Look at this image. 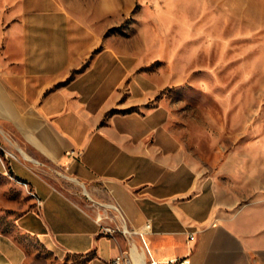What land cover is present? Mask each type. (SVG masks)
<instances>
[{
	"label": "crops",
	"instance_id": "0c3cea01",
	"mask_svg": "<svg viewBox=\"0 0 264 264\" xmlns=\"http://www.w3.org/2000/svg\"><path fill=\"white\" fill-rule=\"evenodd\" d=\"M100 4L0 0V172L39 201L21 231L78 257L65 264H264V206L234 207L189 158L168 104L143 108L156 82L132 73L134 54L100 45ZM63 177L84 189L69 193ZM29 256L0 231V264Z\"/></svg>",
	"mask_w": 264,
	"mask_h": 264
},
{
	"label": "rangeland",
	"instance_id": "374dc122",
	"mask_svg": "<svg viewBox=\"0 0 264 264\" xmlns=\"http://www.w3.org/2000/svg\"><path fill=\"white\" fill-rule=\"evenodd\" d=\"M104 1L100 45L134 54L132 73L156 82L143 108L168 104L189 158L234 207L264 206V0ZM60 184L73 195L84 189L72 178ZM38 205L25 180L0 172V231L27 247V264L78 258L21 231L19 216Z\"/></svg>",
	"mask_w": 264,
	"mask_h": 264
},
{
	"label": "built area",
	"instance_id": "2783aa9c",
	"mask_svg": "<svg viewBox=\"0 0 264 264\" xmlns=\"http://www.w3.org/2000/svg\"><path fill=\"white\" fill-rule=\"evenodd\" d=\"M0 73H1V68H0ZM100 218H102V216H100ZM151 225L150 222H148L146 224V227H149ZM117 230H122L123 232H139L140 234L142 233L141 231L137 230V229H129L127 228L125 225L122 227V229H120L119 227H113L111 225H105L103 227V231L105 232H110V233H113V232H116ZM121 255H118L116 257V262L119 263V261L121 260ZM126 264H129V261H127ZM149 264H188V261L186 258H171V259H168L166 261H160V260H157V259H154V258H151L149 260Z\"/></svg>",
	"mask_w": 264,
	"mask_h": 264
}]
</instances>
